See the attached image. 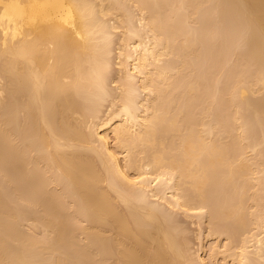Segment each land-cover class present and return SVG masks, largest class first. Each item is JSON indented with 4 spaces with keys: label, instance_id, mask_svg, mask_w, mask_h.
Masks as SVG:
<instances>
[{
    "label": "bare ground",
    "instance_id": "bare-ground-1",
    "mask_svg": "<svg viewBox=\"0 0 264 264\" xmlns=\"http://www.w3.org/2000/svg\"><path fill=\"white\" fill-rule=\"evenodd\" d=\"M105 1L107 0H0V77L3 74L2 79L5 76L6 80L0 87L1 93L5 91V97L0 99V177L9 191L6 200L13 204L12 207H7L6 196L2 198L6 194L2 195L1 191L0 264H98V261L100 264H218L221 259L222 264H261L264 262L261 261L264 260V234H261L264 233L261 227L264 224V211L260 212L257 208L256 216L253 217V205L248 206L252 209L247 208L252 211V216L249 214L248 217L255 220L252 227L248 220L253 218H247L249 210L245 208L246 200L249 201L253 195L255 197L259 191L254 190L256 192L252 195L249 185L252 179L251 165H256L257 160H249L250 156L244 155L247 151L244 147L264 145V97L256 101L249 97L253 93V86L264 90V0L211 1L213 13L219 12V15L215 13L219 19L214 17L217 22L223 17L226 19V15L229 16L227 21L233 22L231 24H235L236 20L241 21H237L235 26L240 27L239 30L243 27V34L238 41L243 44L239 43L244 50L236 46L241 53L236 54V49L235 59L237 61L239 57L240 63L241 59L249 60L251 69L247 67L246 70V65L242 71H237L235 67V75L228 70L224 75H230L231 78H227L229 85L225 79L227 85L222 86L225 98L220 103L227 105L225 109L222 112L218 109L220 113L217 114L213 103L214 108L206 105L203 107L206 109L202 111L200 103L198 108L201 112L197 115L185 113L191 112L189 109L192 108L195 95L198 94L200 99L203 92L202 97L206 96L204 90H200L205 84L202 85V75L194 77L193 74L190 78L191 74H185L186 80L179 77L184 81L180 86L184 85L182 87L186 89L183 100L187 99L184 102L171 93L175 88L172 90L170 85H176L178 79L171 77L172 81L169 80L170 71H179L181 74L180 70L187 69L191 65V59H195L200 51L198 49L203 39L199 41L200 37H197L198 26L197 30L190 24L188 26V23L195 17L193 14H197L194 8L202 1L179 0L176 6L169 7L168 14L163 12L165 10L162 8L165 6L160 5L158 0L138 1L141 14L137 19L141 23L139 30H143L144 34L140 35L142 31H137L138 27L134 29L130 25V29L127 25L125 30V25L121 26L126 32L128 30L130 36L124 37V33L123 37L119 36L124 39H119L121 43L117 46L118 56H122L117 62L123 76L121 86H118L120 91L118 90L117 96L112 93L115 97L110 98L109 105L115 102L118 104L116 109L104 107L107 110L102 114L101 103L110 96L105 78L107 75L104 76L105 69L110 65L107 60L105 61L108 63L101 64L104 61L100 60L105 57L97 58L92 52L97 45L99 47L102 44L101 41L104 42V49L110 48L106 46L111 43L113 30L118 27V17L115 15L117 20L111 21V16L108 15L112 11V3L119 4L114 0L112 3H109L110 0ZM167 2L164 3L166 6ZM174 3L176 2L173 1ZM150 5H155L151 12L148 9ZM119 9L118 6L117 10ZM206 16L209 19L211 15ZM130 18L127 16V20L130 21ZM122 19L119 22L124 23ZM129 21L126 24L132 23V19ZM216 21L214 20L216 24L213 27L217 26ZM233 29L235 31L237 28ZM220 31L215 28L209 33L214 32L211 34L212 38L220 37L221 33H217ZM131 35L135 36V40ZM212 38L210 40L214 41ZM228 39V45L224 41L221 46L225 48L231 45V36ZM210 47L205 49L209 59L212 55L217 56L216 50L223 48L217 46L218 49L216 47L212 53L211 49L215 46ZM101 49L104 50L103 47ZM101 49L96 48L95 51L101 54ZM219 51L222 58L224 50ZM90 52L96 58L93 55L91 58ZM225 52L230 56L228 48ZM168 54L177 56L170 61L177 58L178 63L175 61L174 66L163 64L164 66L157 67L158 57ZM216 56L211 57V60L214 58L213 61L208 59L206 63L211 66L212 62L215 63V58H220ZM97 59L100 63L96 62ZM221 62L218 59L219 65L212 64L217 67L214 72L221 70ZM194 63L197 65V61ZM84 65L87 66L83 69H89V72L81 70ZM150 66H156V71ZM211 71L209 77L212 74L215 77L216 72ZM209 73H203V77H207L206 74ZM153 74H156L158 82L155 77L153 79ZM207 79L208 87L212 82L209 83V78ZM173 80L176 82L173 83ZM136 82H139L138 85ZM80 86H86L85 89L89 92L86 93L84 87L81 88L82 92ZM90 87L92 90L88 89ZM210 87L211 90L207 89L208 93L212 92L210 95H223L222 88H217L219 91L216 89L218 92L214 93ZM140 93L143 95L140 96ZM222 97L219 95L217 100ZM175 98L180 100L177 101L178 104H175ZM184 111L186 112L183 113ZM205 117L207 119L204 121ZM237 121H240L241 130H238ZM253 126L258 129L259 135ZM249 127L256 135L253 133L250 136L252 129L250 131ZM242 134L248 135L250 140L242 137ZM243 141L246 144H242ZM257 149L256 147V151ZM256 154L258 155L257 152ZM43 160L45 164L42 163ZM259 160L261 163L264 159ZM249 161L254 164L250 165ZM44 166L54 168L55 171L58 169L59 173L56 175L61 178L55 179H60V182L65 180L67 192L63 188L62 193L66 194L62 195L50 186V176L45 175ZM258 166L260 169V165ZM254 171L255 169L252 172ZM49 172L48 170V174ZM259 186L256 185L260 189ZM248 190L251 191L248 195H252L249 198L245 195ZM217 191L223 192V197L226 195L224 198L221 196L222 204L220 199L217 201L213 196ZM67 194H71L67 200L74 197L76 203L72 206L76 207L78 203L79 211L85 215L83 220H88L87 224H77L81 219L74 222L70 214V217L68 213L65 214L63 208ZM259 195L256 194L260 199L262 196ZM147 199L152 202L151 205ZM145 204L149 205L146 207ZM156 204L166 205L167 209L182 208L188 214L195 212L196 216H202L206 212L211 226L210 228L208 224L207 228L218 237L224 234L226 242L222 245L212 244L210 254L208 253L209 263L199 253H196V259H193L194 256L188 259L190 254L187 255L185 248L183 250V242L180 243L183 237L180 240L179 237L176 238L177 226L171 225L174 224L169 222L171 219L168 224L166 220L170 218L169 215L165 217L166 220L161 218L166 212L163 215L159 209L162 205L157 209ZM32 206L36 211L27 213L22 209ZM216 206L219 208L216 209ZM22 221H29L31 226L40 225L51 235L44 234L48 237L44 236L42 241H36L39 234L35 240L32 231L28 234L27 231L24 233L20 230L19 223L22 224ZM227 224L229 228L224 231L222 227ZM80 233L86 236L85 243H81ZM41 253H46L47 256H42ZM217 254L221 255V259H217Z\"/></svg>",
    "mask_w": 264,
    "mask_h": 264
},
{
    "label": "rangeland",
    "instance_id": "rangeland-1",
    "mask_svg": "<svg viewBox=\"0 0 264 264\" xmlns=\"http://www.w3.org/2000/svg\"><path fill=\"white\" fill-rule=\"evenodd\" d=\"M108 1V0H107ZM107 1H105V3L107 2ZM111 1V0H110ZM109 1V3H112L113 2V0L110 2ZM115 2H118L119 4H117L116 3V5H115V3L113 2L112 3V5H113V8L111 7V12H110V14L108 15V16H111L110 18H111V21H114L115 19H116V16L118 17L116 20V22H117V24H118V27H116L114 30H113V34H112V38L110 37V39L111 40H113V41H111L110 40V42L111 43H109V44H107V46L106 47H109L110 46V48H108V49H104V46H103V43L104 42H102L101 41V43L102 44H100V46L98 47V45H97V49L98 50H100L102 47H103V49L104 50H102L101 49V54L99 53V51H95V49L93 50V54L94 55H96L97 56V58H99L100 57V59H103V57H105V58H107V59H103V60H100V62L101 61H104V62H102L101 64H104L105 62H107L108 63V65H110V66H108L105 70L106 71H104V76H105V74L107 75L105 78H106V84H107V87H108V90H109V92H110V96H109V98L107 97V100H104L102 103H101V105H103V107H101L102 109H101V111H102V114H104L103 113V111L104 112H106L105 110H107V109H105L106 107H111L110 109H116L115 107H116V105L118 104V102H117V104H116V102H115V104H112L111 106L109 105L110 104V102H111V100H110V98L112 97V96H114V94H116L115 96H117V93L120 91V87L118 88V86L120 85L121 86V79H122V76H123V72L119 69V65H118V60L119 59H121L122 58V56H118V45H120V43H121V39H124V38H122L123 36H122V34L124 33V37H125V35H129V32H128V30H127V32L125 31L126 29H125V27H127V25L130 27V29H131V26L130 25H132V27L134 28V27H138V29H136L137 31L139 30V28H140V25H141V23H140V20L139 19H137V17L138 16H140V14H141V7L139 6V3H138V1L139 0H137V2H136V0H119V1H117V0H114ZM131 1V2H130ZM142 1V0H141ZM147 1V0H146ZM151 1V0H150ZM168 0H165L164 2H163V0L160 2L159 0H158V2H159V4L161 5V4H163V6H165V7H167V9H165V7L164 8H162V10H165V11H163V12H165L166 14H168V13H170V10H168L169 9V7H172V6H176V4L179 2V0H169V2H167ZM173 1L174 2H176V3H174L173 4ZM199 1H202V2H199ZM198 2H199V6L197 5L196 6V8H194V9H196L197 11H195L197 14H193V12H192V14H193V16H195V17H192L193 19H190L191 21L188 23V26H189V24L191 25V26H193L195 29H197L198 30V32L200 33V31L202 30V33H200V36L197 34V37H200L199 38V41L200 40H202L203 39V41L202 42H200V46H199V48L200 49H198V50H200V51H198V55L195 57V59L197 58V60H195V59H191V61L193 62V60H194V62H196L197 61V65H196V63H192L191 61L189 62L190 64H188V65H190L187 69H185L184 68V70L182 69V70H180V73L182 72L184 75H182V73L181 74H179V71H176V72H178V73H176L175 72V70H174V72L173 71H170L171 73V75H170V79H171V77H172V79L175 77V79L177 80V82H176V85L174 86L173 84H171L170 86H171V88H172V90L175 88L176 89V87H177V89L175 90L174 89V91L173 92H171L172 94H176L175 95V97H177L178 99H181V101L184 99V97H186V89H184L183 87H185L184 85H181L180 86V84H181V82L185 79L184 78V76L186 77V75L188 76L189 74H191L192 76H190L189 75V77L190 78H192L193 77V74H194V77H199V76H201V81H203L202 82V85L204 86L202 89H200L201 91H203L204 90V95L206 94V98L205 97H202L203 96V92H202V95L200 94V99L202 100V102H201V100L198 98V94H197V96L195 95L194 97V101H193V104L191 105V107L193 108H191V109H189L190 111H188V112H190V113H185L186 111H184L183 113H185V114H198V113H200L201 111H199L200 109L203 111L204 109H206V108H203V107H205L206 105H208V106H213V108H214V105H215V113H217V114H219L220 113V111L219 110H221V112L223 111V109H225L224 107L225 106H227V105H224V104H220L221 102H224V98H225V93L223 92L224 91V89H223V87L225 86V85H229V78H231V77H229L228 76V74H229V72L230 73H232L233 75H235L234 74V72L236 71V69H235V67H237V71H238V69H241V71L243 70V68L245 67V68H249L250 67V69H251V64H250V61L249 60H246L245 59V61H244V59H241L242 60V62L240 63L239 62V60H240V58L238 57L237 58V61H236V59H235V57H236V55H235V51H236V49H238V48H236V46L238 47L239 46V48L240 49H242V50H244L242 47L243 46H241V45H243V44H241V42L240 41H238V40H240V37L242 36V34H243V27H241V29L239 30V28H238V26L236 27L235 25H237L236 24V22L237 21H239V22H241L240 20H236V21H234V23L235 24H231V23H233V22H230V20H228L227 21V19L229 18V16L228 15H226V19H225V17H223L224 19H222V18H220V19H222V20H224L223 22H222V20H220V22L218 21H216V19H219V18H217V17H219V16H217L215 13H217V11L216 12H214L213 13V10L212 9H214V8H212V0H210V2H209V0H199ZM129 2V3H128ZM136 2V4H134ZM167 2V6L164 4V3H166ZM170 3V4H169ZM111 5V6H112ZM123 5V6H122ZM153 5V4H152ZM152 5H150L151 7H149L148 9L150 10V12H151V10H153V9H151L152 7H154V6H152ZM171 5V6H170ZM209 5L211 6V7H209ZM116 6V7H115ZM118 6H119V11L117 10L118 9ZM121 6V7H120ZM122 7H126L125 9H126V11H125V9L124 8H122ZM139 7V8H138ZM155 8V7H154ZM209 8V9H208ZM211 8V9H210ZM134 9V10H133ZM179 9H181V7L179 8ZM178 9V10H179ZM183 9V8H182ZM193 9V10H194ZM209 11V12H207V10ZM117 10V11H116ZM123 10V13H125V14H123V13H121V11ZM167 10H168V13H167ZM184 11L185 10H187V9H183ZM182 10V11H183ZM229 10L231 11V8H229ZM115 11V12H114ZM130 11V12H129ZM136 11V12H135ZM138 11V12H137ZM184 11H183V13H184ZM114 12V13H113ZM133 12V13H132ZM180 12V11H179ZM187 12V11H186ZM113 13V14H112ZM119 13H121V14H119ZM140 13V14H139ZM181 13V12H180ZM226 13V12H225ZM224 13V14H225ZM228 13H231L232 14V12H228ZM206 14H210L211 16H209V19H208V17L206 16ZM218 15H219V12L217 13ZM223 14V15H224ZM227 14V13H226ZM116 15V16H115ZM121 15V17L122 18H124V19H122L121 17H119ZM130 15H131V18H130ZM204 15H205V17H204ZM223 15H221V17L223 16ZM127 16H128V18H130V21H131V19H132V23L134 24V26H133V24L129 21V20H127ZM135 16V17H134ZM227 16H228V18H227ZM232 17H233V15H231ZM115 17V18H114ZM211 17H213V19L211 18ZM214 17L216 18V19H214ZM136 18V19H135ZM139 18V17H138ZM195 18V19H194ZM231 18V17H230ZM114 19V20H113ZM119 19H122L123 21L122 22H124V23H121V22H119L120 20ZM206 19V20H205ZM234 19V18H233ZM127 20V21H126ZM138 20H139V22H138ZM194 20H196L195 22H194ZM214 20L218 23L217 24V26H214L213 27V24H214ZM130 22V23H128V24H126L127 22ZM194 23H193V22ZM209 21V22H208ZM137 22H138V24H137ZM193 24H192V23ZM198 22V23H197ZM227 22V23H226ZM239 22H238V25H239ZM136 23V24H135ZM179 23V22H178ZM210 23H212V24H210ZM220 23H222V25H219ZM216 24V23H215ZM214 24V25H215ZM227 24V25H226ZM229 24H231V26L229 25ZM125 25V26H124ZM139 25V26H138ZM196 25V26H195ZM209 25V26H208ZM212 25V26H211ZM218 25H219V28H218ZM235 27H234V26ZM121 26H124V29H122L123 27H121ZM186 26V25H185ZM190 26V27H191ZM198 26V27H197ZM205 26V27H204ZM225 26V27H224ZM239 26H241V24L239 25ZM197 27V28H196ZM201 27L203 28V29H201ZM237 28V29H235V31H234V29L233 28ZM118 28V29H117ZM186 28V27H185ZM205 28V29H204ZM218 29V31L219 30H221L220 32H217V33H221V36L220 37H211L212 35H213V33L214 32H212L211 34L209 33L210 32V30L212 31L213 29ZM229 28V29H228ZM122 29V30H121ZM129 29V28H128ZM135 29V28H134ZM141 29V28H140ZM190 29H193L192 27L190 28ZM201 29V30H200ZM210 29V30H209ZM222 29H224V30H222ZM233 29V30H232ZM194 30V29H193ZM196 30V31H197ZM204 30V31H203ZM231 30V31H230ZM238 30L239 31H241V32H238ZM126 33H128V34H125V32ZM139 31H142V32H140V35H141V33L142 34H144V31L143 30H139ZM225 33H224V32ZM228 31H230V32H228ZM233 31V32H232ZM122 32V33H121ZM229 33L230 34V36H231V39H230V41H229V43H231L232 42V40H233V42L231 43V45L229 44V46L228 47H223V46H221V44L224 42L225 44H226V42H227V40L226 39H228V38H230V36H229V34L227 35V34ZM225 34V35H224ZM233 34V35H232ZM240 34V35H239ZM206 35V36H205ZM210 35V36H209ZM216 35H218V34H216ZM236 35H237V37H236ZM119 36H122L121 38H119ZM130 36V35H129ZM132 36V35H131ZM146 36V35H145ZM225 36V37H224ZM227 36V37H226ZM229 36V37H228ZM235 36V37H234ZM135 36H132V38H134ZM144 37V36H143ZM205 37V38H204ZM233 37V38H232ZM127 39H128V36L126 37ZM125 38V39H126ZM132 38H130L131 40H132ZM137 38V37H136ZM145 38V37H144ZM214 39V41L213 40H210V39ZM217 38V39H216ZM219 38V39H218ZM236 38V39H235ZM120 39V40H119ZM129 39V40H130ZM146 39V38H145ZM205 39V40H204ZM216 39V40H215ZM133 40H135V38L133 39ZM207 40H209V41H207ZM221 40V41H220ZM229 40V39H228ZM206 41H207V44H209L208 46L206 45ZM100 43V42H99ZM205 43V44H204ZM210 43H213V45L215 46V48H212L211 49V47H214L213 45H210ZM216 43H218V44H216ZM235 43V44H234ZM241 45H240V44ZM202 44V45H201ZM224 44V45H225ZM232 44H234V46H232ZM102 45V46H101ZM220 48V47H223V48H220V49H218V47ZM223 45V44H222ZM227 45H228V42H227ZM227 45H225V46H227ZM209 46H211L210 47V49H211V52H212V50L214 51L215 49H216V47H217V49L218 50H216L218 53H216L217 54V56L216 55H212V54H210V56L211 57H213V56H216L217 58H218V56L220 57V58H218L219 59V62H221V65H222V63H224L225 61V63L222 65V67H221V65L219 66L220 68H221V70H219L218 72H216V76L215 77H213V74H212V77H209V76H211V74L209 73L212 69V67H215V66H213L212 64H214V65H216L217 63H218V59H216L215 58V63H211V66H209L206 62L208 61V59H209V56L207 55L208 54V51L206 52V50L205 49H207V48H209ZM231 46V47H230ZM241 46V47H240ZM101 47V48H100ZM105 47V48H106ZM202 48V49H201ZM226 48H228V50H230V56H228V54L225 52L226 51ZM229 48H231V49H229ZM210 49H209V52H210ZM107 50V51H106ZM219 50H224L223 52H224V54L225 55H222V58H221V54H219V52H221V51H219ZM102 51H103V53H102ZM201 51H205V52H201ZM215 51V52H216ZM241 51V50H240ZM106 52V53H105ZM229 52V51H228ZM239 53V49L236 51V54H238ZM108 53H110L109 55H108ZM205 53V54H204ZM213 53V52H212ZM241 53V52H240ZM239 53V54H240ZM92 54V55H93ZM104 54V55H103ZM105 54H107V55H105ZM223 54V53H222ZM238 54V55H239ZM90 55H91V52H90ZM90 55H88V56H90ZM92 55H91V58H93V57H95L94 55H93V57H92ZM203 55H204V57H203ZM174 54H168V56H166V55H161V57H158V59L159 60H157V67H161V66H164V65H168V64H171V65H173L174 63H175V61L178 63V61H177V58H175V60H172V61H170L171 59H173L174 58ZM199 56H201L200 58H198ZM207 56H208V59H207ZM175 57H177V56H175ZM211 57H210V61H213L214 60V58H213V60H211ZM229 57V58H228ZM96 58V57H95ZM110 58V59H109ZM204 58V59H203ZM227 58H228V60H227ZM109 59V60H108ZM201 59V60H200ZM222 59V60H221ZM226 59V60H225ZM229 59H230V61H229ZM239 59V60H238ZM105 60H107V61H105ZM223 60H224V62H223ZM93 61V60H92ZM91 61V62H92ZM96 61V60H95ZM170 61V62H169ZM203 63H202V62ZM205 61V62H204ZM210 61H209V64H210ZM248 61V62H247ZM97 63H100L99 62V59H97V61H96ZM174 62V63H173ZM237 62V63H236ZM239 62V63H238ZM202 63V64H201ZM204 63L206 64L205 66H204ZM226 63H228V64H226ZM0 64H1V62H0ZM164 64V65H163ZM220 63H218L217 65H219ZM88 66H89V64H87ZM87 65H84V67L82 66L81 68V70L83 71V72H89V69H87V70H85V69H83V68H86V66ZM160 65V66H159ZM175 65V64H174ZM173 65V66H174ZM209 66V69H207L208 68V66ZM153 66V65H152ZM152 66H150V68L152 67ZM194 68V69H191L192 67ZM197 66H198V68H197ZM90 67H92L91 66V64H90ZM218 67V68H219ZM228 67V68H227ZM232 67L233 69H235L234 71H233V69H230V68ZM87 68H89V67H87ZM108 68H109V70H108ZM155 68H156V66H155ZM154 67H152V69H154L155 71H156V69H155ZM195 68L197 69L196 71L198 72H196L195 71ZM248 68L246 69V70H248ZM199 69V70H198ZM108 70V71H107ZM151 70V69H150ZM186 70H188V71H186ZM193 70H194V72H196V76H195V73L193 72ZM202 70H204V72L202 71ZM205 70H206V72H205ZM214 70H217V67H215V69L213 68V71H211V72H213V73H215L214 72ZM225 70V71H224ZM228 70H230L229 72H228V74H227V76L229 77H226V75H224V74H226L227 73V71ZM90 71H92V69H90ZM155 71H153V72H155ZM186 71V72H185ZM190 71V73H188ZM200 71V72H199ZM208 71V72H207ZM240 71V70H239ZM151 72H152V70H151ZM173 72V73H172ZM201 73V74H200ZM203 73L205 74V73H209V74H206L207 75V77L209 78V83H211L213 86H211V84H209L211 87H212V90H213V92L215 93V92H218L219 90L218 89H220V88H222V94L223 95H221V94H216V95H210L212 92L210 91V93H208L209 92V90H211V89H209V85H208V87H207V85H206V81L208 80L207 79V77H203L204 75H203ZM220 73H222V74H220ZM236 73V72H235ZM186 74V75H185ZM219 74V75H218ZM232 74H231V76H232ZM174 75H178V76H174ZM182 75V76H181ZM221 76H222V78H221ZM2 77H3V74L1 75V77H0V81H1V79H2ZM107 77H108V79H107ZM157 77L156 76V74H153V79H155V78ZM177 77V78H176ZM179 77H182V79L181 78H179ZM203 77V78H202ZM224 77V78H223ZM4 78H5V76H4ZM2 79V81L0 82V87H2L3 86V83L6 81L5 79ZM187 78V77H186ZM189 78V79H190ZM205 78V79H204ZM213 80H212V79ZM215 78H216V81H215ZM221 78V79H220ZM228 78V79H227ZM233 78V77H232ZM158 78H156L155 79V81L157 80ZM172 79L171 80H169V81H172ZM174 79V80H175ZM180 79H181V81H180ZM203 79V80H202ZM207 79V80H206ZM225 79H226V82H227V80H228V82H227V84H226V82H225ZM4 80V81H3ZM83 80V79H82ZM86 80V79H85ZM84 80V81H85ZM174 80H173V83H175L174 82ZM186 80V79H185ZM188 80V79H187ZM210 80H212V81H210ZM84 81H81L82 83L84 82ZM159 80H157V82H158ZM180 81V82H179ZM200 81V82H201ZM230 81H231V79H230ZM80 82V83H81ZM184 82V81H183ZM186 82V81H185ZM215 82V83H214ZM81 83V84H82ZM86 83H88V82H85V84ZM119 83V84H118ZM138 83L139 82H136V84L138 85ZM1 84H2V86H1ZM5 84V83H4ZM208 84V83H207ZM201 85V86H202ZM216 85V86H215ZM221 85V86H220ZM224 85V86H223ZM88 86V85H87ZM110 86V87H109ZM117 86V87H116ZM183 86V87H182ZM200 86V87H201ZM206 86V87H205ZM223 86V87H222ZM84 86H80V90H81V88H83ZM86 87V86H85ZM85 87L83 88V90H86L85 89ZM210 87V88H211ZM215 87V88H214ZM109 88H113V89H109ZM218 88V89H217ZM252 89L254 88V90H253V93H250L249 95V97H250V99L252 100V101H256L257 99H260V98H262V97H264V90H262V89H257V87L255 86H253V87H251ZM88 89H91L92 90V88L90 87V88H88ZM207 89H209V90H207ZM216 89L218 90V91H216ZM83 90H81L82 92H83ZM90 90V91H91ZM119 90V91H118ZM260 90V91H259ZM113 91V92H112ZM255 91V92H254ZM80 92V91H79ZM85 92V91H84ZM89 92V91H88ZM87 92V90H86V93H88ZM176 92V93H175ZM112 93H114L113 95H112ZM143 93V92H142ZM142 93H140V96H142L143 94ZM178 93V94H177ZM181 93V94H180ZM142 94V95H141ZM181 96H180V95ZM182 94H184L183 96H182ZM5 95V91H3V93H1L0 92V99L2 100L3 99V97H5L4 96ZM83 95V94H82ZM219 95H220V97H222V98H220V100H217V98L219 97ZM114 96V97H115ZM182 97V98H180V97ZM216 96V99H214V97ZM189 97V96H188ZM208 97H210V98H208ZM255 97V98H254ZM177 98H175L176 100H175V104L177 103L178 104V102L180 101H178L177 100ZM202 98H204V99H202ZM212 98H213V100H212ZM109 99V100H108ZM187 98H185V100H186ZM206 99V100H205ZM208 99H209V101H208ZM222 99V100H221ZM227 99V98H226ZM185 100H183L182 102H184ZM203 100H205V101H203ZM218 101V102H215V101ZM106 101V102H105ZM178 101V102H177ZM192 101V100H191ZM220 101V102H219ZM182 102H181V104L180 105H182ZM209 102V103H208ZM199 103V104H198ZM200 103L202 104L201 106H199L200 105ZM213 103H214V105H213ZM216 103V104H215ZM198 104V105H197ZM209 104H212V105H209ZM219 105V107L221 108L222 106H223V108H218V105ZM179 105V106H180ZM176 106V105H175ZM194 106H196V107H194ZM198 106H199V108H198ZM207 106V107H208ZM105 107V108H104ZM196 108V109H195ZM203 108V109H202ZM219 109V110H218ZM227 109V108H226ZM216 114V115H217ZM76 115V114H75ZM78 115V114H77ZM76 115V116H77ZM106 115V114H105ZM81 115H79V118H81L80 117ZM199 116V115H198ZM249 116V115H248ZM206 120L207 119V117H205V118H203V120ZM204 120V121H205ZM240 122V121H239ZM238 121H237V125H238V130H241V129H239V127H240V123H239ZM243 122V121H242ZM242 124V123H241ZM237 125H235L236 126V130H237ZM253 125V124H252ZM249 126H250V124H249ZM254 127V126H253ZM250 128V131H251V127H249ZM254 129H256L255 127H254ZM235 130V131H236ZM257 133L256 134H258L259 135V133H258V129H256L255 130ZM253 129H252V131H251V133L252 134H250V132H249V134H250V136H252V135H254L255 132ZM236 132H238V133H240V131H236ZM248 132H246V134H248ZM254 133V134H253ZM244 135V134H242V137L244 136V137H248V135ZM255 134V135H256ZM257 137V136H256ZM249 138V137H248ZM252 138V137H251ZM245 139V138H244ZM253 139V138H252ZM251 139V141H253ZM249 140H250V138H249ZM111 142H113V141H111ZM245 142V143H244ZM247 142H249V141H247ZM249 143H251V142H249ZM242 144H246V141H243V143ZM250 145V144H249ZM245 146V145H244ZM243 146V147H244ZM262 146H264V145H262L261 144V146H256L258 149H257V151H256V147H251V146H248L247 147V145L244 147V149H245V151H244V149H242L244 152H245V154L244 155H248V156H250V157H248V156H245V157H248V159L250 160L251 159V161L252 162H255L256 160H257V163L255 162V164L256 165H251V164H254V163H252L251 161H249L250 162V165H251V167L253 168V169H255V171H254V173L252 172L253 171V169H252V171H251V175L252 174H254V175H250V178L252 177V179L255 181H252V179L250 180V182H249V185H250V187H251V189L250 188H248V189H250L251 191H252V195H253V193H255L254 192V190H259L258 192H256V194L257 195H259V196H262V197H260V199L256 196V194H255V197H253L251 194L250 195H248L249 193H251V191L250 190H248V193L247 194H245V195H247L246 197H250V196H252L253 198H254V200H253V198L252 197H250L249 199V201H248V199L246 200V202H245V205L247 204V206L245 207L246 209L247 208H250V207H252V205H253V212L254 213H252L253 214V217H254V215L256 216V214H255V211H256V209L258 210V211H264V210H262V209H264V193H262V191H264V186H262V185H264V183H262V182H264V172H262V171H264V168H262V167H264V160H262V159H264V155H261L259 152H261L262 154H264V150H262V149H264V147H262ZM247 148V149H246ZM248 149L250 150L249 152H248ZM251 149H254V150H252V151H255V153H253L252 151H251ZM261 149V150H260ZM256 152L258 153V155H259V158H258V155L256 154ZM261 155V156H260ZM254 156H256V157H254ZM260 157H262V158H260ZM253 158V159H252ZM256 158V159H255ZM258 158V159H257ZM259 159H261L262 160V164L261 163H259L260 162V160ZM259 160V161H258ZM44 162V160L42 161V163ZM48 163V162H47ZM259 163V164H258ZM43 164H45V163H43ZM42 164V165H43ZM260 165V169L262 170V171H260V169H259V166L258 165ZM256 166V167H255ZM258 166V167H257ZM44 169V171H45V175L47 174V176H50L49 178V180H50V182H51V185L50 186H52V187H54L53 189H55L57 192H59V193H61L62 195L63 194H66V193H62V190H63V188H64V190L66 191V188H65V180L64 179H62L61 180V182H60V179H57V181H56V179L55 178H61V177H59V175H56L57 173H59V172H57L58 171V169H56L57 171H55V169H54V172H52L53 171V169H48V167L47 166H44L43 167ZM45 168L46 169H48L50 172H49V174H48V170H45ZM259 169V171L258 172H256L257 171V169ZM51 172L53 173V174H51ZM51 174V175H50ZM262 174V175H261ZM53 175V176H52ZM257 176H258V179H257ZM254 177H256V179L254 178ZM259 177H262V178H259ZM53 180H52V179ZM260 179H261V181H260ZM0 183H1V185H0V192L2 193V195H4V194H6V195H4L2 198L4 199L5 198V196H6V198H5V200L7 199V194L9 193V191H7V186H4V182L2 181L3 179H2V177H0ZM55 180V181H54ZM258 180V181H257ZM52 181H54V182H52ZM252 181V182H251ZM257 181V182H256ZM2 182H3V185H2ZM55 183H56V185H55ZM57 183H58V185H57ZM258 183H259V185H260V183H262V185H258ZM253 187H252V186ZM256 185L257 186H259L260 187V189L259 188H257L256 187ZM2 186H3V188H4V190H3V188H2ZM255 186V187H254ZM59 187V189H57V188ZM62 187V188H61ZM61 188V189H60ZM256 188V189H255ZM2 189V190H1ZM222 191V190H221ZM6 192V193H5ZM64 192V191H63ZM67 192V191H66ZM1 193H0V195H1ZM219 193L220 192H216V193H213V196H214V198L216 197L217 198V201H219V199H220V202H221V204H222V202H223V198L226 196H222V193H220V195H219ZM225 193H226V191H225ZM224 193V194H225ZM215 194V195H214ZM223 194V195H224ZM227 194V193H226ZM71 194H67V195H65V197H67L66 198V200L69 198V196H70ZM223 198H222V197ZM257 197V198H256ZM71 198V197H70ZM74 197H72L71 199H73ZM213 198V200H215ZM222 198V199H221ZM70 199V200H71ZM149 200H150V198H148ZM146 200V201H149V200ZM257 199H259V201H261V202H259ZM67 200L66 202L68 203V205H66V202H65V205H64V210H65V214L66 213H68L67 215L69 216V214H70V216H71V219L72 220H74V222H76V219L78 220H80L79 222H77V224L79 223V224H81L80 222H82L83 223V225L84 224H87L88 222V220H87V218H86V220H83V219H85V215L84 214H81V212L79 211V208H78V203H77V205H76V207H74V206H72V205H75L74 203H76V200L75 199H73V200ZM251 200H252V202H251ZM74 201V202H73ZM145 201V202H146ZM151 201H153L152 199H151ZM217 201L215 200V202L217 203ZM248 201V202H247ZM256 201H257V204H256ZM8 202H9V204H8ZM7 202V200H6V205H7V207H8V205H11V207H12V205L13 204H10V203H12V202H10V201H8ZM144 202V203H145ZM154 202V201H153ZM144 203H142V205L144 204ZM147 203V202H146ZM149 204L150 203H152V202H148ZM252 203V204H251ZM255 203V204H254ZM149 204H147V206L149 205ZM221 204L219 205V206H221ZM261 204V206H259ZM70 205V206H69ZM151 205V204H150ZM162 205V207L161 208H159L160 206ZM161 205H158L157 206V204H156V206L155 207H157V209L159 208L162 212V214L164 215V212H166V215L165 216H161V218H164L165 220H166V216H168V217H170V218H168L166 221L168 222V220L169 219H171L169 222L170 223H174V224H171L172 226L173 225H175V227L177 228V233L175 234V235H178L176 238H178L179 237V240L181 239V241H180V243L182 244V242H183V245H184V247H183V250H184V248H185V252L187 253V255H189V256H187L188 257V259L190 258V256H191V259H192V257H193V259H196V253L198 254H201V256L203 257V259H204V261H208L207 263H209V260H210V257H209V252H210V249L209 248H211V246H212V244H215L216 245V243H218V245L220 244V245H222V243H225L226 242V239H225V235L224 234H220V236L218 237L217 235H215V233H213L212 231H210L211 229V226H210V224L208 223V218H207V214H206V212H205V214H203L202 216H196L197 214L195 213V212H190L189 214H188V212L186 213V212H184L183 211V209L182 208H178V209H171V208H168L167 209V206L166 205H163V204H161ZM217 205V204H216ZM250 205V207H248ZM254 205H257V207L255 206L254 207ZM144 206H146V204L144 205ZM146 206V207H147ZM164 206V207H163ZM166 206V207H165ZM69 207V208H68ZM72 207H73V209H72ZM33 208V209H32ZM68 208V209H67ZM75 208V209H74ZM163 208V209H162ZM176 208V207H175ZM216 209H218L219 207L218 206H216L215 207ZM261 210H260V209ZM22 209H25V211H27V213H29V212H34V211H36L35 209L36 208H34V206H32V207H27V208H22ZM170 209V210H169ZM246 209H245V212H246ZM66 210H69V211H67L66 212ZM72 210V211H71ZM167 210V211H166ZM249 209H247V211H248ZM250 210H252L251 208H250ZM248 211L247 213H246V215H247V218L248 219H252L251 217L249 218L248 216H249V214H250V216H252L251 215V212L252 211ZM78 213V214H75L76 212ZM183 211V212H182ZM70 212V213H69ZM79 212H80V214H79ZM168 212H170V213H168ZM250 212V213H249ZM257 212V211H256ZM160 213V215H162ZM191 213H193V214H191ZM196 214V215H195ZM75 215V216H74ZM77 215V216H76ZM78 215H79V217H78ZM69 216V217H70ZM201 217V218H200ZM203 217V218H202ZM75 218V219H74ZM173 218V219H172ZM247 219V220H248ZM86 223H85V222ZM220 221H221V223H222V226H223V222H222V220L220 219ZM220 221H218L219 223H220ZM248 221H251V226H252V223L255 221L254 220V218H253V220H248ZM23 222V221H22ZM26 222H28V223H25V221L22 223L23 224V226H22V224L21 223H19L21 226H19L20 227V230H23V232L25 233V231H27V233L29 234V233H31V231L33 232L32 233V236L35 238V240L36 241H42L41 239H42V237H44L45 235H48V236H50L51 235V233H49V234H47L49 231H46L45 232V230H43L42 229V227L40 226V225H35V224H33L32 226H31V224L29 223V221H26ZM168 222V224H170ZM217 222V223H218ZM250 223V222H249ZM209 224V227L210 228H207L208 225ZM224 224H226V223H224ZM254 224V223H253ZM35 225V226H34ZM171 225H169V226H171ZM218 225V224H217ZM229 224H227V226H228ZM28 226V227H27ZM31 226V227H30ZM40 226V227H39ZM171 226V227H172ZM220 226V225H219ZM222 227V229H224V231H225V228L227 229V228H229V226L228 227ZM254 226V225H253ZM252 226V227H253ZM36 227V228H35ZM37 227H39V228H37ZM221 227V226H220ZM232 227V226H231ZM231 227H230V229H231ZM261 227H262V229H264V224H262L261 225ZM36 230H34V229ZM41 228V229H40ZM213 228V227H212ZM25 229H27V230H25ZM32 229V230H31ZM179 229H180V233H179ZM208 229V230H207ZM38 230V231H37ZM42 230H43V234H42ZM176 229L174 228V231H175ZM29 231V232H28ZM172 231H173V229H172ZM209 231V232H208ZM223 231V232H224ZM175 233V232H174ZM211 233V234H210ZM39 234V235H38ZM41 234V235H40ZM45 234V235H44ZM81 235H82V233H80ZM217 234V233H216ZM261 234H264V233H261ZM260 234V235H261ZM35 235V236H34ZM38 235V236H37ZM222 235V236H221ZM224 235V236H223ZM29 236H31V234L29 235ZM31 236V238L32 239H34L33 237ZM36 236H37V238H36ZM48 236H45V237H48ZM78 237H79V234L77 235ZM82 236H85V235H82ZM79 237V238H81L80 239V241L82 240V242L81 243H83L84 242V240H85V242H86V240H87V238H86V236L85 237ZM262 236V235H261ZM83 238V239H82ZM85 238V239H84ZM43 239H45V238H43ZM45 240H48V239H45ZM188 241V242H187ZM203 241V242H202ZM219 241V242H218ZM43 242H45V241H43ZM47 242H49V241H47ZM84 242V243H85ZM38 243V242H37ZM41 245H42V242H39ZM40 244H38V246H40ZM44 244H46V243H44ZM186 244H187V247H186ZM201 246V247H200ZM190 247V248H189ZM204 249V250H203ZM189 250V251H188ZM198 251V252H197ZM194 252V253H193ZM203 252V253H202ZM186 253H185V255H186ZM209 253V254H208ZM193 254H195V255H193ZM41 255L43 256V255H46V253H41ZM47 256V255H46ZM98 256V255H97ZM97 256H96V259H97ZM100 256V255H99ZM221 255H219V254H217V259L219 258V259H221V257H220ZM45 257V256H44ZM258 260V259H257ZM261 261H264V260H261ZM260 261V262H261ZM94 262H96V260L94 261ZM93 262V263H94ZM100 261H98V264H100L99 263ZM217 262V261H216ZM222 262H223V260L221 259V260H219V263L218 264H222ZM197 263H198V261H197ZM95 264V263H94ZM224 264V263H223ZM261 264H264V262H262Z\"/></svg>",
    "mask_w": 264,
    "mask_h": 264
}]
</instances>
